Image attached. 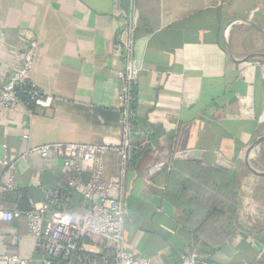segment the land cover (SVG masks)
I'll return each mask as SVG.
<instances>
[{"label":"crops","instance_id":"obj_1","mask_svg":"<svg viewBox=\"0 0 264 264\" xmlns=\"http://www.w3.org/2000/svg\"><path fill=\"white\" fill-rule=\"evenodd\" d=\"M130 35L141 71L124 186L127 248L157 264L194 254L264 264V176L251 170L264 140L250 150L264 136V0H0V86L34 39L29 81L53 97L48 107L21 101L0 112V157L17 161L16 187L0 192V210L41 208L64 186L61 161L32 146L120 139L118 75ZM118 162L105 156L106 178L118 176ZM192 163L220 175L192 177ZM9 174L2 168L0 181ZM219 186L231 189L237 210L211 235L200 224L207 205L190 199ZM189 213L200 215L193 222ZM101 242L86 239L96 252ZM0 254L41 261L25 216L0 219Z\"/></svg>","mask_w":264,"mask_h":264},{"label":"built area","instance_id":"obj_2","mask_svg":"<svg viewBox=\"0 0 264 264\" xmlns=\"http://www.w3.org/2000/svg\"><path fill=\"white\" fill-rule=\"evenodd\" d=\"M133 42L130 35L122 55L123 69L118 75L120 139L98 144L46 143L29 149L43 157L55 155L66 174L65 184L48 191L41 208L0 210L2 220L26 217L28 234L35 239L36 248L42 254L38 263L15 254H0V264H157L152 258L137 256L127 248L124 234L127 215L124 186L135 147L137 112L134 103L141 71L134 56ZM38 47V41L33 39L22 61L13 65L0 86V112L7 114L18 110L20 87L29 89L28 94L35 105H51L53 97L42 93L29 81ZM107 154H115L119 159V174L115 178L105 177ZM86 164L92 165L88 180L85 179ZM4 167L11 174L0 181V192L13 191L17 161L9 155L0 157V176ZM47 212L50 216L46 218ZM92 235L102 240L98 252L87 247L86 239ZM205 258L187 255L177 264H212Z\"/></svg>","mask_w":264,"mask_h":264},{"label":"trees","instance_id":"obj_3","mask_svg":"<svg viewBox=\"0 0 264 264\" xmlns=\"http://www.w3.org/2000/svg\"><path fill=\"white\" fill-rule=\"evenodd\" d=\"M28 84H30V82H28ZM28 90H29L28 88L20 87L18 89L17 94L21 101L28 102L32 105L34 102L30 99ZM178 167H182V165H176L175 166L176 170L178 169ZM187 167H192L189 172V174L192 175V177H194L195 175L198 177V175H204V173L205 175H220V172L218 170H213V169L206 170L203 167L200 170L202 171L201 172L202 174H199L200 172L199 165L193 164V163L189 165L187 164ZM176 170H172L170 175L171 176L178 175ZM173 182L176 183L178 181H175V178H174ZM208 184L210 186V178L208 180ZM231 194H233V192L231 191L230 188L226 186H219L218 189L216 190V193L208 191L206 194L202 192V195H199L198 189H197V194H195L192 197L193 201H191L190 199V202L193 205L199 206V203H201L203 207L204 205H207V211L204 215H202V220L200 224H201V227L205 229L206 231H208L211 235L215 231L216 232L218 231V227L216 226V224L220 226V228L227 229L230 226V224H227V223L229 221L235 220V214H236L237 208L235 204L232 203ZM182 195H177V196H180V198L183 199L184 195L183 196ZM185 195L187 196L188 193H185ZM189 214L191 217L193 216L192 219H189V221L193 220V222H195L200 215V213H189ZM263 235H264V232H263ZM215 246H220V245L217 244Z\"/></svg>","mask_w":264,"mask_h":264},{"label":"rangeland","instance_id":"obj_4","mask_svg":"<svg viewBox=\"0 0 264 264\" xmlns=\"http://www.w3.org/2000/svg\"><path fill=\"white\" fill-rule=\"evenodd\" d=\"M258 150H259V153L256 152L257 156H255V158L252 160L256 164V166H257L256 169H258V171H264V146L259 147Z\"/></svg>","mask_w":264,"mask_h":264},{"label":"water","instance_id":"obj_5","mask_svg":"<svg viewBox=\"0 0 264 264\" xmlns=\"http://www.w3.org/2000/svg\"><path fill=\"white\" fill-rule=\"evenodd\" d=\"M264 140V136H262L261 138H259L253 145H252V147L250 148V150H252V149H254L255 147H257L262 141ZM251 170L254 172V173H256V174H258V175H262V176H264V171H258V170H256V169H254V168H252L251 167Z\"/></svg>","mask_w":264,"mask_h":264},{"label":"bare ground","instance_id":"obj_6","mask_svg":"<svg viewBox=\"0 0 264 264\" xmlns=\"http://www.w3.org/2000/svg\"><path fill=\"white\" fill-rule=\"evenodd\" d=\"M263 151V150H262Z\"/></svg>","mask_w":264,"mask_h":264}]
</instances>
